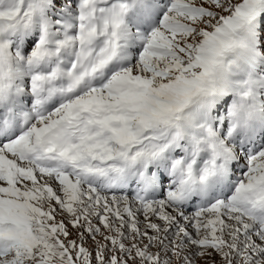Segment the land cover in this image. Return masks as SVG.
I'll return each mask as SVG.
<instances>
[{"label":"rangeland","instance_id":"rangeland-1","mask_svg":"<svg viewBox=\"0 0 264 264\" xmlns=\"http://www.w3.org/2000/svg\"><path fill=\"white\" fill-rule=\"evenodd\" d=\"M12 2L8 0L9 4ZM174 5L150 37L148 48L135 68V73L139 69L150 84L149 90L136 97L139 119L148 122L176 110L182 98L195 93L210 64L218 61L220 45L227 42L232 28L247 15L261 11L264 0H175ZM182 5L186 11L180 10ZM15 13L16 7L8 17ZM177 26L182 29L176 31ZM257 32L263 35L261 42L264 43V29ZM210 73L214 75V71ZM124 76L116 77L115 82L123 80ZM107 95L106 91L104 96ZM263 170L264 150L251 163L248 180L253 181ZM48 183H22L10 190L11 209L25 217L32 229L22 235V255L10 256L0 264H36L38 261L45 264H250L257 261L264 264L260 243L242 239L237 220L233 225L238 226L232 231L244 241L245 250L241 252L243 245L239 248L232 243L231 248L226 247L221 233L210 224V219L215 218L213 214L202 227H195L194 240L187 241L190 236L184 232L189 226L184 220L179 228L172 222L158 229L153 219L143 220L147 212L141 213L132 207L128 210L123 201L122 207L114 201L113 210H105L106 204L97 207L90 201L93 196H85L86 202L77 205L69 193L74 192V187L68 180L49 194L45 186ZM38 188L47 190V194L41 193L37 199L33 192H38ZM63 192L65 198L61 197ZM164 216L167 219V214ZM199 243L207 245L201 247Z\"/></svg>","mask_w":264,"mask_h":264},{"label":"bare ground","instance_id":"bare-ground-1","mask_svg":"<svg viewBox=\"0 0 264 264\" xmlns=\"http://www.w3.org/2000/svg\"><path fill=\"white\" fill-rule=\"evenodd\" d=\"M92 44L94 45L95 44V41L92 42ZM86 56L84 57H81L80 58V61L83 63L82 65V69H81V72H83L84 70H88L89 73H91L93 70H94V63L90 64V61H92L93 59H91V57L89 56L88 58H86ZM102 62L105 61V58L101 59ZM103 68H104V64H98L96 66V73L99 75V76H102L103 75ZM135 68L136 66H134L133 68L129 69L125 76L128 77V78H131V79H137L138 81H141V82H144V83H147L148 82V78L147 76H144L142 75L141 71L138 69V72L135 73ZM210 73V72H209ZM81 75H78L76 76V79H80ZM217 81V72L214 71V75H211V78L209 80L206 81V83L208 84V89L210 88H213V84L216 83ZM88 84V79L85 77L84 78V81L81 83V85H84V86H87ZM85 104V103H84ZM83 104V105H84ZM93 108H96V105L94 102L92 103H89ZM40 130V129H39ZM3 161H5V163H7V160H5V157H2ZM41 186V185H40ZM45 186H50L51 187V190L48 189V194L49 193H52L51 191H54L55 187L52 185V184H46ZM20 187V186H18ZM54 187V188H53ZM59 187V186H58ZM5 188H11L10 185L6 186ZM16 188V187H15ZM23 188V187H22ZM31 188V186H30ZM49 188V187H48ZM78 188L75 187V189H73L74 192H69L71 194V196L75 199V203L77 205H79L78 203L79 202H82L85 203L86 202V197L88 196L91 197L93 196L92 200L90 201H93L95 203V205H97V207H99L100 205L102 204H106L105 205V210H113V207L112 206H115V202L114 201H117V205L119 207H122V201L120 199H117L115 197H108V196H97V197H94V192H91V191H88L87 190V193L84 194L82 193L81 190H77ZM0 190H5V189H0ZM12 190V189H11ZM58 191V190H57ZM64 191V189H63ZM9 195L6 196V199L9 201L10 198H8L10 196V192H8ZM12 193V192H11ZM47 194V190H44L42 188H38V192L34 191L33 192V196H35L37 199H38V195L39 194ZM58 193V192H57ZM28 194V193H27ZM18 195V194H16ZM86 196V197H85ZM17 197V196H16ZM23 197V196H22ZM61 197L65 198V194L64 192L62 193ZM84 197V198H82ZM11 198H12V195H11ZM34 198V197H33ZM82 199V200H81ZM89 201V200H88ZM11 203V202H10ZM15 203V202H13ZM126 203V202H124ZM110 205V207H109ZM124 208L128 209V210H131L130 207L128 205H126ZM13 209V208H12ZM162 210L161 212H159V210ZM149 211V210H148ZM146 211V215L144 216L143 220H145L147 218V220L149 218L153 219L154 220V225H156L159 229V227H162L164 225H169L171 224L172 222H174L175 226L174 227H177L179 228V226L181 225V222L182 220L181 219H178L176 217V215L173 213V211L167 209L166 207H164L163 205H155L153 206L152 204L150 205V212L154 213L153 215H151L150 212ZM164 211V213H162ZM167 214V219H165L164 215ZM219 214V213H218ZM218 214H215V218L213 219H210V224H212V228H215L216 230H218L219 233H221V238L223 239V242H226V247H230L231 248V244L232 243H235L236 245H239V248H241V246L243 244V240H239L238 239V236L236 233H234L232 231L233 227H237L238 225L235 224L233 225V220L231 217L229 216H223V215H218ZM187 220H185L184 222H186ZM181 232H184V228H181L180 229ZM213 232V231H212ZM239 233H241L240 230H238ZM185 233H189L190 236H197L196 233H194L192 230L190 229H185ZM239 235V234H238ZM243 239V238H242ZM250 240V239H249ZM254 240V238L252 239V241ZM243 241V242H242ZM212 242V241H211ZM214 242V241H213ZM212 242V243H213ZM251 242V241H250ZM254 242V241H253ZM258 243V242H257ZM217 244V243H216ZM214 245V244H213ZM259 246V245H257ZM256 248V247H255ZM236 249V248H235ZM233 250V249H232ZM238 250V246H237V249ZM245 250V246L244 248L240 249L239 252L241 251H244ZM257 252V251H256ZM259 256V255H258ZM249 258V257H248ZM256 258V257H255ZM254 259V258H253ZM257 260V259H256ZM257 262V261H256ZM256 262H250V264H257Z\"/></svg>","mask_w":264,"mask_h":264}]
</instances>
